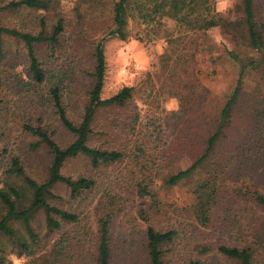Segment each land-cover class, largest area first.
I'll use <instances>...</instances> for the list:
<instances>
[{
    "label": "rangeland",
    "instance_id": "obj_1",
    "mask_svg": "<svg viewBox=\"0 0 264 264\" xmlns=\"http://www.w3.org/2000/svg\"><path fill=\"white\" fill-rule=\"evenodd\" d=\"M10 1L0 0V6ZM75 1L59 0V4L67 12L74 7ZM255 7L260 22L264 23V0H255ZM214 9L224 18L221 25L189 36H181V30L174 32L176 39L169 44L163 38L148 42L137 39L135 35L128 40L110 38L106 41V74L102 96H112L125 85L133 86L134 91L126 106L102 109L97 113L94 125L99 131L94 138L97 146H120L123 137L120 134L113 135L111 122L118 119L124 126L135 120L136 134L139 130H151L158 134L154 129L160 127L164 131L161 135L163 140L187 147V154L182 159L184 162L189 163L197 158L206 136L199 137V127L208 128L213 123L236 86L240 64L229 56L228 50L239 45L238 50L249 55L243 28V0H214ZM44 14L43 11L27 7L6 9L0 12V23L23 32L37 33L42 29L40 19ZM46 21V30L49 32L55 22L53 14H46ZM98 22L102 23V20ZM168 26L174 27L171 22ZM168 47L169 54L174 56L171 61L168 55H164ZM1 50L0 188L5 187L8 180H15L18 185L24 184L23 177L15 178L8 171L12 166L11 158L16 155L23 159L28 176L40 181L47 176L51 156L43 147H31V143L38 138L24 129V123L30 119L38 124V116L41 115L43 124L50 131L58 126L57 116L51 107L47 108V102L42 101L37 108L38 92L35 86L29 85L30 57L25 43L6 35ZM36 53L48 69L49 76L63 80L65 101L70 104L69 115L79 122L93 81L94 61L89 41H74L69 31L61 39L57 51L50 50L46 43H39ZM244 81L226 144H258L261 147L258 154L260 151L261 154L256 155L253 160L257 161L253 162L249 157L238 158L237 167L227 173V177L234 180L248 175L247 182L264 192V64L261 63L257 71H248ZM178 110L183 111L181 119L175 114ZM138 114L141 116L138 117ZM186 134L190 136L185 138ZM72 139V136L64 133L58 137L63 146ZM87 165V160L75 159L65 165L63 173L75 178L83 174L94 175L97 186L85 193L78 202H71L68 188L58 185L55 193L62 195L65 200L53 198L52 201L76 212L83 211V225L90 228L92 233L97 230L98 218L104 210L100 201L111 200L108 195H114L118 204L111 227L112 264H148L145 247V230L148 226L158 230L177 228L179 231L175 243L163 246L165 264H188L190 257L201 259L203 264H238L223 256L216 248L219 244H234L238 240L218 234L212 227L201 226L194 216V192L205 176L202 168L172 186L165 184L167 172L161 171L155 181L154 195L143 197L129 183L127 174L130 175L131 164L128 162H116L97 170H91ZM147 172L156 174L157 171ZM243 204L246 205V202ZM35 226L41 229L42 236L47 233L42 214H38ZM14 228L20 233L23 231L19 222H14ZM66 229L70 231L68 226ZM51 236L54 239L59 237L58 233ZM87 245L88 241L81 257H90V254L95 253L92 245L88 254ZM202 245L212 249L202 253ZM19 250L9 237L0 239V256H4L9 264L30 262V257L20 255ZM81 262L87 264L88 261L84 259ZM257 264H264V254L259 255Z\"/></svg>",
    "mask_w": 264,
    "mask_h": 264
},
{
    "label": "trees",
    "instance_id": "obj_2",
    "mask_svg": "<svg viewBox=\"0 0 264 264\" xmlns=\"http://www.w3.org/2000/svg\"><path fill=\"white\" fill-rule=\"evenodd\" d=\"M59 3V0H11L0 6V12L27 7L45 13L40 19L42 29L37 33L23 32L0 23V55L3 54L1 49L6 35L25 43L30 57L29 85L35 86L38 92L37 108L42 101L47 102V108L51 107L58 122V126L51 131L43 124L41 115L38 116V124L30 119L24 123V129L38 138L31 143V147L47 149L51 156L50 163L46 178L40 181L26 174L21 156L11 158L12 166L8 171L15 178L23 177L24 184L18 185L15 180H8L5 187L0 188V239L9 237L13 240L20 249L19 254L30 257L28 264H81L84 259L88 261L87 264H112L111 227L118 202L114 195H108L111 200L100 201L104 210L98 218L97 230L91 233L90 228L83 225V211L76 212L72 208L54 204L52 199L65 200L55 193L58 185H65L69 190V201L78 202L97 186V178L91 174L77 178L67 176L63 173L65 165L82 158L87 160L91 170H97L126 161L131 164L130 175L127 174L129 183L143 197L154 195L155 181L161 171L167 172L165 184L172 186L202 168L205 176L194 192L196 201L193 212L196 220L203 227H212L218 234L238 240L234 244L222 243L216 247L223 256L238 264H257L259 255L264 254V192L247 182L248 175L230 180L227 173L237 167L238 158L249 157L252 162L257 161L253 158L261 154V151L258 154L261 147L243 142L226 144L228 130L234 122L235 108L243 92L245 75L248 71L259 70L260 64H264V23L259 20L255 0H243V28L249 55L242 54L237 48L239 45L228 50L229 56L240 64L236 86L213 123L208 128L199 127V137L206 136L201 152L189 163L182 160L187 154L185 145L163 140L161 135L164 131L160 127L154 129L158 134L151 130H139L136 134L135 120L124 126L118 119L111 122L113 135L123 137L120 146L102 148L94 142L99 133L94 126L97 113L102 109L126 106L134 91L133 86L125 85L112 96H102L106 74L104 45L110 38L128 40L134 35L148 42L163 38L169 44L176 39L174 32L181 30V36H189L215 28L222 24L224 18L216 13L214 0H76L74 7L67 12ZM46 14H53L55 18L49 32L46 30ZM169 22L173 23V28H169ZM69 31L74 41H89L94 61L93 81L79 122L69 115L70 104L65 101L63 80L49 76L48 69L36 53L39 43H46L50 50L57 51L61 39ZM169 53L168 47L164 55H168L171 61L174 56ZM2 84L0 75V87ZM175 114L181 119L183 111L178 110ZM31 118L34 117L31 115ZM61 133L73 137L65 146L58 141ZM189 136L184 135L185 138ZM147 170L157 172L148 174ZM38 214L44 218L47 230L44 236L41 229L35 226ZM14 222L21 224V233L14 228ZM67 226L70 231L66 229ZM55 233L59 237L54 239L51 235ZM178 237L177 228L158 230L148 226L145 230L148 264H165L163 246L175 243ZM87 241L89 248L86 252L90 254L93 245L95 253L90 257H81ZM211 249L202 245L201 252L208 253ZM0 264L9 262L0 256ZM188 264L203 262L190 257Z\"/></svg>",
    "mask_w": 264,
    "mask_h": 264
}]
</instances>
